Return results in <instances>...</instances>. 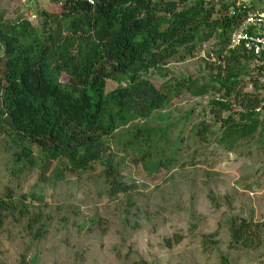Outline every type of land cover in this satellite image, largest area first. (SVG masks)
Listing matches in <instances>:
<instances>
[{
	"label": "trees",
	"instance_id": "obj_1",
	"mask_svg": "<svg viewBox=\"0 0 264 264\" xmlns=\"http://www.w3.org/2000/svg\"><path fill=\"white\" fill-rule=\"evenodd\" d=\"M48 4L39 9L36 26L28 19L0 20V134L8 138L7 147L11 145L21 167L45 170L41 180L48 178L53 162L54 183L66 178V172L79 173L101 162L108 174L106 192L117 197L132 187L123 181L120 168L133 154L141 177L153 184L178 164L183 133L173 136L177 122L152 125L151 119L188 94L210 96L202 114L221 125L215 135L214 124H196L194 141L208 143L214 134L217 147L235 154L257 134L264 138L259 61L245 49L232 47V34L247 14L235 11V0ZM211 42L215 50L208 53L209 74L179 77L163 68L175 58L198 57ZM153 73L165 80L160 86L150 79ZM249 84L253 91L246 90ZM194 109L180 121L186 122ZM113 145L124 160L117 161ZM7 203L0 199L1 213L12 215L11 207L22 213L26 206ZM40 221L36 216L27 222L35 240L47 231ZM3 223L0 216V228ZM230 231L232 247L249 248L263 241L245 220L232 221ZM39 263L37 256L28 262L22 255L19 264ZM220 264L231 263L221 255Z\"/></svg>",
	"mask_w": 264,
	"mask_h": 264
},
{
	"label": "rangeland",
	"instance_id": "obj_2",
	"mask_svg": "<svg viewBox=\"0 0 264 264\" xmlns=\"http://www.w3.org/2000/svg\"><path fill=\"white\" fill-rule=\"evenodd\" d=\"M48 2L0 0V20L28 19L36 26L39 9ZM213 50L211 42L198 57L175 58L163 68L179 77L209 74L208 53ZM150 79L157 86L165 81L158 73ZM246 88L253 91L252 84ZM209 99L188 94L151 119L152 125L177 122L173 136L183 133L178 164L151 184L141 177L132 154L120 168L123 181L132 187L117 197L106 192L104 163L66 172V178L54 183L53 162L44 181L45 170L21 167L11 145L7 147L8 138L0 134V199L10 206L26 205L22 213L12 207V215L0 212V264H19L22 255L28 262L37 256L39 264H220L221 255L231 264H264V138L257 134L235 154L222 151L215 141L221 125L202 114ZM191 108L190 118L180 121ZM200 122L215 126L208 143L193 139L192 130ZM116 150L113 145L117 161L124 160ZM36 216L47 229L39 240L26 228ZM243 220L260 233L261 245L231 246V223Z\"/></svg>",
	"mask_w": 264,
	"mask_h": 264
},
{
	"label": "built area",
	"instance_id": "obj_3",
	"mask_svg": "<svg viewBox=\"0 0 264 264\" xmlns=\"http://www.w3.org/2000/svg\"><path fill=\"white\" fill-rule=\"evenodd\" d=\"M246 10V16L232 34V47L243 48L255 56L260 77L264 79V0H235V11Z\"/></svg>",
	"mask_w": 264,
	"mask_h": 264
},
{
	"label": "clouds",
	"instance_id": "obj_4",
	"mask_svg": "<svg viewBox=\"0 0 264 264\" xmlns=\"http://www.w3.org/2000/svg\"><path fill=\"white\" fill-rule=\"evenodd\" d=\"M137 183H138V181H137ZM138 184L142 185V183H138Z\"/></svg>",
	"mask_w": 264,
	"mask_h": 264
}]
</instances>
